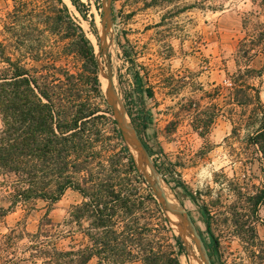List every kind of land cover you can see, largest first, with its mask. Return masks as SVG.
Returning a JSON list of instances; mask_svg holds the SVG:
<instances>
[{"label":"rangeland","instance_id":"obj_1","mask_svg":"<svg viewBox=\"0 0 264 264\" xmlns=\"http://www.w3.org/2000/svg\"><path fill=\"white\" fill-rule=\"evenodd\" d=\"M64 2L73 23L82 27L95 48L98 62H102L98 76L103 89L107 61L103 52L99 55L98 32L102 0H78V8L70 0ZM34 4L62 7L50 0H34ZM13 5V0H0V42L4 45L8 37L7 13ZM263 31L264 0H113L109 50L117 90L161 176L191 214L215 264H258L253 252L260 253V242L264 240V173L256 147L246 140L254 130L248 120L252 122L254 118L248 119L243 107L233 105L231 100V81L240 69L250 67L255 72L249 82L257 88L264 104V41L252 51L256 54L251 60L239 53L245 48V37ZM79 32L62 24L58 34L38 35L41 59L26 62L29 66L43 64L47 72L56 73L65 82L67 75L73 74L80 94L78 102L99 106V111L95 109L80 124L86 122L97 139V163L105 172L113 173L117 168L116 154L126 142L109 123V119H115L111 106L101 104L92 83L87 81L84 60L75 51ZM2 49L0 46V54ZM10 52L14 51L7 47L5 53ZM12 56L17 57V53ZM6 65L0 58V68ZM102 114L109 119L101 118ZM83 177L86 181V174ZM4 178L0 173V207L8 205L3 197L7 194ZM145 185L140 191L142 195L148 194ZM258 195H262L261 202L255 206ZM82 201L81 192L69 188L54 203L37 200L20 204L1 217L0 263L7 257L3 256L4 237L17 228V233L25 229V237L15 241L9 257L25 258L23 264H41L24 256L29 255L27 233L37 231L46 213L55 222L64 221L72 206ZM138 215L144 224L148 217L146 209ZM149 220L155 228L153 233L163 243L159 220ZM82 239V234L74 233L62 239L60 245L68 248ZM87 240L84 239L86 244ZM187 241L186 251L180 255L182 264L201 261L193 240L188 237ZM89 264H99V258L94 257Z\"/></svg>","mask_w":264,"mask_h":264},{"label":"trees","instance_id":"obj_2","mask_svg":"<svg viewBox=\"0 0 264 264\" xmlns=\"http://www.w3.org/2000/svg\"><path fill=\"white\" fill-rule=\"evenodd\" d=\"M50 1L62 7H37L34 0H13V9L7 13L5 23L7 44L0 42L3 48L0 58L7 64L0 68V173L5 178L14 177L13 180L3 179L7 193L3 197L8 205L0 207V218L20 204L37 200L54 203L67 189L73 188L81 192L83 201L73 205L62 222H55L46 213L37 231L27 233L30 244L27 245L29 255L25 254V257L29 256L36 263L41 261V264H89L94 257L99 258V264L134 261L182 264L180 255L186 251L184 241L175 233L162 205L138 172L127 146L122 144L117 152V168L113 173L105 172L100 162L97 163V139L86 122L80 123L93 115L95 109L99 111V106L90 107L78 102L80 94L73 74H68V82H65L57 78L56 73L47 72L43 64L29 66L26 62L27 59H41L38 35L58 34L62 24L76 32L79 30L75 51L84 60L92 90L101 104L108 106L91 40L81 26L73 23L64 0ZM70 1L79 7L78 0ZM243 41L245 48L239 53L251 60L256 54L252 51L264 41V31L251 32ZM7 47L14 52L6 54ZM13 53H17V57L13 58ZM253 72L255 69L250 67L239 70L231 81V100L233 105L243 107L248 119L254 118L252 122L248 120L247 124L254 130L248 133L246 140L256 147L264 173V104L257 88L249 82ZM100 117L109 119L105 114ZM110 121L123 141L116 120ZM83 174H86V181ZM144 183L147 195L140 194ZM261 197L256 196L255 206L261 202ZM143 209L148 217L141 224L142 216L138 213ZM154 217L159 220L158 231L164 244L153 233L155 228L149 219ZM21 230L17 233V228H13L5 235L3 256L7 257L0 264H23L26 260L9 257L11 246L25 237V229ZM74 233L82 234L88 243L82 239L68 248L60 245L62 239ZM260 245V253H253L258 264H264V240Z\"/></svg>","mask_w":264,"mask_h":264},{"label":"water","instance_id":"obj_3","mask_svg":"<svg viewBox=\"0 0 264 264\" xmlns=\"http://www.w3.org/2000/svg\"><path fill=\"white\" fill-rule=\"evenodd\" d=\"M102 6L103 16L98 25V32L101 45L99 55L103 52L107 61V70L104 71L103 69V91L106 101L113 110L114 118L138 170L144 176L146 183L157 197L158 202L162 205L165 215L169 219L175 233L181 236L185 245H188V237L193 240L201 255V261L197 259L201 264H213V260L196 223L189 211L173 195L171 189L161 176L149 150L142 141L126 110L123 96L117 90L113 71L114 62L111 59L109 50L112 42L110 35L113 36V0H102ZM99 64L102 67L101 61H99Z\"/></svg>","mask_w":264,"mask_h":264},{"label":"bare ground","instance_id":"obj_4","mask_svg":"<svg viewBox=\"0 0 264 264\" xmlns=\"http://www.w3.org/2000/svg\"><path fill=\"white\" fill-rule=\"evenodd\" d=\"M172 197V196H171ZM191 264H200L199 262L195 261V260H192V263Z\"/></svg>","mask_w":264,"mask_h":264}]
</instances>
